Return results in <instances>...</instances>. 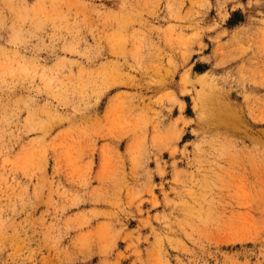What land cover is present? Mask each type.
I'll return each mask as SVG.
<instances>
[{
    "label": "clouds",
    "instance_id": "9594fccd",
    "mask_svg": "<svg viewBox=\"0 0 264 264\" xmlns=\"http://www.w3.org/2000/svg\"><path fill=\"white\" fill-rule=\"evenodd\" d=\"M0 264H264V0H0Z\"/></svg>",
    "mask_w": 264,
    "mask_h": 264
}]
</instances>
